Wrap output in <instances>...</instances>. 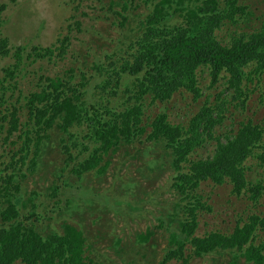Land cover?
<instances>
[{
    "label": "trees",
    "instance_id": "obj_1",
    "mask_svg": "<svg viewBox=\"0 0 264 264\" xmlns=\"http://www.w3.org/2000/svg\"><path fill=\"white\" fill-rule=\"evenodd\" d=\"M121 1L116 15L124 22L137 23V18L130 19L124 14L133 0ZM141 1L149 8L153 6V10L139 21L142 34L135 42L131 41L134 31L131 28L130 33L118 39L120 43L113 53L102 50L104 60L92 63L93 73L86 75L75 62V67L65 70L62 77L47 78L45 83L51 81V84H41L38 95L15 90L13 81L26 64L23 62L24 47H16L13 51L9 39L3 36L6 5L0 4V100L7 104L9 97L19 93L23 102L21 109L14 107L10 111L11 117H0V132L8 125L6 139L15 138L10 147H20L10 152L12 174L0 173V264H93L94 260H87L86 255L91 234L87 228L77 227L76 223L65 224L67 226L62 229L36 227L24 223L25 218L19 212L20 195L28 190V180H34L32 174L26 176L22 171L25 158L30 153L33 155V173L38 174L43 162L50 164L46 162L49 157L44 154L49 144L61 148L66 155L63 166L57 163L59 170H69L81 179L93 171L95 177L103 181L114 155L136 165L139 177L147 183L137 190H141V196L133 195L135 188L127 190V180L122 176L123 180H119L122 191L117 188L115 193L111 192L115 195L113 200L105 196L108 205L127 206L129 211L139 208L146 200L145 188H149L150 193L165 172H170L169 189L176 197L172 205L182 216L177 229L170 233L162 264L168 260L189 262L184 259L186 252L191 258L213 253L230 255L232 260L227 264H264L263 212L239 216L231 233L196 234L198 213L202 209L212 210L202 201L203 183H229L231 194L248 196L253 207L264 197V173L253 175V166L247 164L252 158L264 164V120L242 121L237 130L229 131L224 139L216 135L217 127L226 117L225 112L231 106L244 108L251 97L248 84L264 74V11L260 16L255 15L260 22L258 27H252L250 33L237 35L224 27L247 23L253 15L240 6L238 0ZM223 28L227 30V39L229 37L226 45L215 36ZM67 38L56 43L64 55L68 49ZM124 44L127 48H122ZM93 49V46L87 47L86 54ZM46 50L53 54L50 48ZM9 58L14 62L4 66L3 61ZM198 72H206L211 88L221 89L216 106L206 102L189 117L187 125L174 124L167 111L155 110L169 102L180 89L193 92L196 99L201 98L202 94L195 88ZM98 76L101 81L94 87V93L92 81ZM260 101L264 105V96ZM24 110L28 117L20 122L17 115ZM16 132L19 133L14 136ZM211 141L215 146L211 155L187 163L189 154ZM162 144L167 151L155 152ZM56 177L62 179L63 176ZM38 182L34 180L35 184ZM59 189L60 184L56 185L54 196ZM88 199L89 213L99 212L100 207L94 204L96 201L91 196ZM104 232L101 229L100 236ZM150 235L141 234L140 244H150ZM119 256L124 258V253Z\"/></svg>",
    "mask_w": 264,
    "mask_h": 264
},
{
    "label": "rangeland",
    "instance_id": "obj_2",
    "mask_svg": "<svg viewBox=\"0 0 264 264\" xmlns=\"http://www.w3.org/2000/svg\"><path fill=\"white\" fill-rule=\"evenodd\" d=\"M128 1L130 2V0ZM238 1L240 6H244L246 11L252 12L253 15L247 23L241 22L237 26L228 24L224 28L231 29L232 34L237 35L250 33L252 27L259 26L260 22L256 20L255 15L260 16V13L264 11V0ZM118 3L122 4V1L0 0V4L6 5L3 12L5 21L2 28L3 36L9 39L13 51L16 47H24L23 57L25 60L23 62L26 64L23 69L17 72V78L13 81L15 90L18 88L27 95L30 93L38 95L37 91L41 84L45 86L51 84V81L45 83L47 78L55 80L57 77H62L65 70L75 67V62L76 67L84 71L86 75L93 73L92 63L104 60L102 50L105 49L111 53L120 43L118 39L130 33L131 28L134 31L131 36L132 40H130L135 42L142 34V23L139 21L145 19L146 14L152 12L153 6L151 5L152 7L149 8V5L146 6L141 0H133L130 9L124 14H128L127 17L130 19L137 18V23H127L116 15V11L121 8ZM140 14L141 16H139ZM114 19L116 23L113 24ZM97 30L101 33L96 32ZM223 31H217L216 34L220 41L228 42L229 37L227 39V35H225L227 30ZM66 36L68 37L66 42L68 49L64 55L56 43L57 40ZM89 46H93L94 49L87 55L86 48ZM48 48L52 50L53 54L47 53L46 49ZM122 48H127V45H122ZM124 55V53L120 54L121 57ZM13 62L14 59L9 58L3 61V65L7 66ZM106 63L107 61L104 64ZM100 81L101 78L98 76L95 82L92 81V87H96L97 82ZM252 81L247 86L251 97L246 101L245 107L231 106L229 111L225 112L226 117L223 123L216 129L217 136L224 139L225 134L231 130L236 131L242 121L253 119L254 122H260L264 120V105L260 101L261 96H264V74L259 79L255 78ZM209 84L210 79L203 82L206 89ZM188 92L183 91L176 94L168 104H161L155 110L167 111L171 120L176 124L178 122L185 123L188 115L199 106L193 101L194 96ZM22 100L24 101V98ZM22 105L19 93L13 98L9 97L7 104L0 100V117L2 119L6 116L11 117L10 111L14 107L21 109ZM17 117L21 120L20 122H23L27 119L28 112L24 110L18 113ZM0 124H2L1 120ZM7 128L9 126L5 125L3 131L0 132V173L9 172L12 174L13 159L10 152L13 149L17 151L20 147H10L15 138L6 139ZM18 133H14V136ZM92 146L93 144L90 143V147ZM158 146L160 149L158 151L156 149L155 152L167 151L163 144ZM142 147L143 145L141 149ZM214 149V142L211 141L198 151L197 156L206 158L213 153ZM63 152L61 148L50 144L45 146L44 154L49 157L46 162L50 164L47 165L43 162L39 166L38 174L33 173L35 168V161H31L33 155L30 153L25 158L26 165L25 168H22L23 173L26 176L32 174L33 179L39 182L35 184L34 180H28V190L20 195L22 200V203H19L20 213L22 212L21 214L27 217L32 212L35 213L39 206L38 219L32 223L37 227L44 226L43 223L53 220L51 227L54 229H62L65 224L73 223H76L77 227L87 228L91 234L86 244V255L87 260H94L93 264H162L164 251L169 244L170 233L177 229L182 216L179 209L172 205V201L176 197L169 189L170 172H165L150 193V189L145 188L146 200L139 204V208L129 211L127 206L108 205L105 196L109 195L110 200H113L115 190L119 188L122 191L119 180L124 179L127 180V190L133 191L135 188L133 195L140 197L141 190L139 192L137 190L144 188L147 183L139 177L136 165H130V161L114 155L103 181H99L93 171L87 172L81 179L69 170H59L57 163L59 166H63L62 160L66 158ZM85 155H87L86 151ZM247 164L253 166V175L256 172L264 173V164L262 165L260 160L252 158ZM56 176L63 177L60 179ZM121 176L123 179H120ZM59 180L66 183L63 184ZM135 182L139 183L135 186ZM58 184L61 185V189L56 191L57 195L54 196L53 192ZM231 190L232 186L229 183L214 185L206 182L201 185L202 201L211 206L212 210L202 209L198 213L197 235L204 236L209 231L231 233L239 216H247L251 212L264 213V197L257 207H253L248 196L237 197L231 194ZM89 196L96 201L94 204L97 208L100 207L99 212L89 213ZM129 198L133 197L129 196ZM105 206L109 208H103ZM101 229L105 231L103 236H100L99 233ZM148 233H151L150 244L147 242L140 244V235ZM262 239H264V234ZM120 253H124V258L119 256ZM184 259L189 262L168 260L163 264H227L232 260V256L213 253L202 258H191L186 252Z\"/></svg>",
    "mask_w": 264,
    "mask_h": 264
},
{
    "label": "clouds",
    "instance_id": "obj_3",
    "mask_svg": "<svg viewBox=\"0 0 264 264\" xmlns=\"http://www.w3.org/2000/svg\"><path fill=\"white\" fill-rule=\"evenodd\" d=\"M215 36L217 37L218 41H220L218 35L215 34ZM226 44H228V43H227V42H224L223 45H226ZM198 77H199V80L197 81V86H195V88L199 90V93L202 94V97L199 98V99L193 98V101H194L196 104H199V106H198L197 108H195V109L192 111V113H191L190 115H188V118H187V120H186L185 123L178 122L177 124H186V125H187V122H188L189 117H190L192 114L196 113V112L199 110V108L202 107V105H204L206 102H208V105H210V104H214V106L217 105V99H218V95H219V93H220V88H218V87H216V86H214V87L211 88V87H210V84L207 86V89L204 87L203 82H204L205 80H209V79H210L209 76H207L206 72H204V73H200V72H198ZM210 81H211V80H210ZM208 83H209V81H208ZM183 91L188 92L189 90H187V89H183V90L180 89V90H178L177 92H175V93L173 94V96H172V98L169 100V102L173 99V97H174L176 94L181 93V92H183ZM93 92L95 93V91H94V87H93ZM188 93L192 94V95L195 97V94H194L193 92H188ZM199 101H201V102H199ZM169 102H167V103H165V104H168ZM124 107H125V106H124ZM229 108H230V107H229ZM167 113H168V112H167ZM168 115H169V117H170V114H169V113H168ZM173 123L176 124L174 121H173ZM205 145H206V143H205L201 148H199V149H197L195 152H193L192 154H189V155H188V162H187V163H189L190 161H196V160H203V159H206L207 157H206V158H199V157L197 156L198 151H199L200 149L204 148ZM213 152H214V151H213ZM33 207H35V206H33ZM38 209H39V206H37V208H36V210H35V213L32 212L29 216L24 217V218H25L24 223H29V224H30V222H31V224H32L34 221H36V220L38 219ZM19 212H20V211H19ZM21 213H22V212H21ZM22 216H23V215H22ZM52 223H53V220H50V221H49L46 225H44V226H51ZM36 227H37V226H36Z\"/></svg>",
    "mask_w": 264,
    "mask_h": 264
}]
</instances>
